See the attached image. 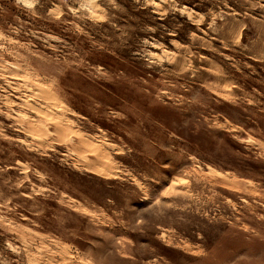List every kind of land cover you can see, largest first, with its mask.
<instances>
[{"label": "rangeland", "instance_id": "374dc122", "mask_svg": "<svg viewBox=\"0 0 264 264\" xmlns=\"http://www.w3.org/2000/svg\"><path fill=\"white\" fill-rule=\"evenodd\" d=\"M0 264H264V0H0Z\"/></svg>", "mask_w": 264, "mask_h": 264}]
</instances>
